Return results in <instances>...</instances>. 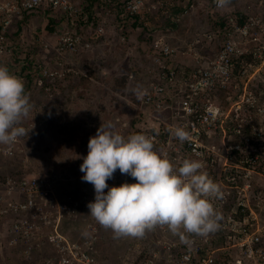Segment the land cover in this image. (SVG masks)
<instances>
[{
    "label": "built area",
    "instance_id": "1",
    "mask_svg": "<svg viewBox=\"0 0 264 264\" xmlns=\"http://www.w3.org/2000/svg\"><path fill=\"white\" fill-rule=\"evenodd\" d=\"M243 2L240 10L225 14L233 5L219 7L217 0H0V64L17 76L16 66H38L46 91L65 86L74 73L64 56L93 44L95 57L102 45L114 44L113 38L137 42L153 67L145 66L150 74L137 86L143 98L134 91L131 97L152 116L130 133L145 132L176 167L184 158L201 160L221 188L222 198L213 200L222 216L216 232L186 234L189 245L157 226L137 238L132 258L119 264H264V0ZM197 11L217 21L223 16V27L195 31L186 46L170 45L169 31L160 26L185 24ZM37 15L47 23L53 18L50 42L27 32ZM134 19L137 36L145 27L153 37L149 45L122 30ZM180 48L194 58L189 71L185 64L167 63ZM142 57L136 62L141 70ZM178 125L189 132L187 141L174 137ZM17 143L0 144V153L15 157ZM93 199L63 195L46 178L0 174V233L5 245L17 250L14 264H114L98 253L105 228L88 213Z\"/></svg>",
    "mask_w": 264,
    "mask_h": 264
},
{
    "label": "rangeland",
    "instance_id": "2",
    "mask_svg": "<svg viewBox=\"0 0 264 264\" xmlns=\"http://www.w3.org/2000/svg\"><path fill=\"white\" fill-rule=\"evenodd\" d=\"M206 20L209 21V18L202 11L194 12L190 19H187L185 27H181L180 32L175 31L177 38L186 39L195 31L206 30ZM47 24L41 15L34 16L27 32L41 34L50 42L52 31L48 26L51 27V24ZM131 34L132 38L138 37L137 33ZM168 36L169 39L172 38L171 33ZM117 44L111 42L107 46L102 45L95 57L94 53L92 54V44L87 51L61 58L73 68L74 73L68 76V84L55 86L53 91H46L45 86L43 89L39 86L41 83L37 76L38 66L36 68L33 65L30 70L19 66L14 68L24 82L25 92L31 104L28 115L22 119V126L26 129L32 128L27 136L18 138L15 157L8 158L0 153V174L6 172L10 175L36 176L43 180L46 178L63 195L94 198L93 185L82 180L83 173L80 171L82 158L88 151L89 137L95 135L101 124L111 122L115 125V130L122 133L129 128L127 125L135 117H142L137 119L140 122L152 116V113L147 114V109L144 110V107L132 100L133 97H126L124 91L129 93V89L133 91L137 86H142L141 77L150 74L144 71L145 66L148 65L152 69L153 62L149 57H145L147 60L140 71V78L129 77L128 74V89L119 90L114 81L127 73V66L138 67L136 60L142 54L140 49L136 48L137 42L128 41L127 44L130 45L123 42ZM125 45L130 47L126 48ZM180 58L182 57L179 56L175 60ZM33 60L35 61V58ZM29 72H32V75L27 77ZM130 178L117 170L107 183L109 186L118 185L124 181L128 182ZM82 224L80 221L73 229L78 230ZM68 227L69 225L64 224L62 229L67 231ZM124 239V236L114 238L111 230L110 233L102 232L98 253L102 258H110L114 264L118 260L123 263L122 258L131 259L133 249H130L128 254L121 251L118 258H114V253L118 251V246ZM0 241H3L0 247V264H14L18 260L17 250L5 245L1 233Z\"/></svg>",
    "mask_w": 264,
    "mask_h": 264
},
{
    "label": "clouds",
    "instance_id": "3",
    "mask_svg": "<svg viewBox=\"0 0 264 264\" xmlns=\"http://www.w3.org/2000/svg\"><path fill=\"white\" fill-rule=\"evenodd\" d=\"M226 3L228 0H217L219 7ZM175 31L169 30L167 36L171 33L175 42L184 44L186 40L177 38ZM178 63L185 64L182 60ZM135 68L138 78L141 67ZM133 91L138 99L143 98L140 88ZM30 108L23 80L0 64V144H12L28 135L32 127H23L22 119ZM172 131L180 142L189 139L184 126L178 125ZM87 149L80 171L82 180L94 188L88 213L100 226L110 229L114 238L143 237L146 231L166 226L173 235L180 236L182 243L190 245L186 234L207 237L219 229L222 216L213 200L222 198L223 194L201 160L184 158L176 167L167 155L155 150L147 135H123L111 122L101 124L95 135L89 137ZM117 170L133 177L134 182L109 186L107 181Z\"/></svg>",
    "mask_w": 264,
    "mask_h": 264
},
{
    "label": "trees",
    "instance_id": "4",
    "mask_svg": "<svg viewBox=\"0 0 264 264\" xmlns=\"http://www.w3.org/2000/svg\"><path fill=\"white\" fill-rule=\"evenodd\" d=\"M92 2H93V0H92ZM243 1L240 3V0H228V4H230V5H233V8H232V10H230V11H228V12H226L225 14H231L232 12H235V11H238V10H240L241 9V6L243 5ZM235 10V11H234ZM208 18H209V22H208V27L209 28H216V27H223V25H224V23H225V18H223V16H221V18L219 19V21H217L216 19H214L213 18V15H211V14H208ZM52 23H53V18H50V20H49V22H48V24L47 25H52ZM180 22H177V24H169V23H167V22H165L164 24H162L161 26H160V29H163L164 31H169V29L170 30H180ZM123 28H122V30L124 31V33L127 35V36H129L130 34H131V32L132 33H134V28H137L138 27V23H137V20H131V22H125V23H123ZM46 27V26H45ZM170 27V28H169ZM169 28V29H168ZM46 29H47V27H46ZM48 29H50L51 31L53 30V27L51 26H48ZM146 28L145 27H143L142 29H141V32H140V34H139V36L137 37L138 38V40L140 41V42H142L141 44H142V46H147V45H149L150 43H151V41H152V39H153V37L151 36V35H148L147 34V32H146V30H145ZM180 32V31H179ZM186 40V42L184 41V44H182V42H175L174 41V38H171V39H169V36H167V42L168 43H170V45H173V46H175V45H182V46H186V43L187 42H190V40H191V38L189 37V38H187V39H185ZM113 43H115L116 45H118L117 43H118V41H117V38H113ZM139 46H141V45H139ZM141 48V47H140ZM200 50V52L201 53H203L206 49H199ZM110 56H112V55H110ZM179 56H181L182 58H180L182 61H184L185 62V69L187 70V71H189L188 69H190L191 67H192V65H193V63H194V58H193V56L191 55V54H189V53H186V48H180L179 50L178 49H176V51H175V53H174V56L172 57V58H174V60L172 61V60H170V61H168L167 63L170 65V66H176V67H179V64H178V60H180V59H178V60H175V59H177V57H179ZM113 57V56H112ZM149 57V56H148ZM143 60H144V58H143ZM27 68H28V70H30L31 68H32V65H27ZM165 70L166 71H169V68L166 66V68H165ZM129 71V72H128ZM184 71V70H183ZM132 72H137V69L135 68V67H132V66H127V73H124V74H122V75H120L119 77H117L116 78V80L114 81L115 82V84H116V88L117 89H121V90H124L125 88H126V83H127V81H128V74L130 75ZM184 72H186V71H184ZM187 73V72H186ZM32 75V72H29L28 74H26V76L27 77H29V76H31ZM40 87L43 89V85H44V83H45V81L41 78V80H40ZM43 84V85H42ZM27 87V86H26ZM133 93V91L132 90H130L129 91V93H128V95H129V97L131 96V95H133L132 94ZM126 95V94H125ZM131 98V97H130ZM133 98H134V101H136V97L135 96H133ZM133 100V99H132ZM138 119V118H137ZM136 119V117H135V119H132L131 121H130V123L127 125V127H129L128 129H126V130H124V131H122V134L123 135H128V134H132V133H143V134H145V132H141V131H139V130H135V132H134V130H133V132L132 133H130L131 132V130L132 129H130V127L131 128H134L135 129V127L137 126L136 124L139 122L138 120ZM126 127V126H125ZM128 182L129 183H131V182H134V178L133 177H131L130 178V180H128ZM103 232H108V233H110V229H104L103 230ZM147 234L145 233V235H144V237L146 236ZM124 241L123 242H121L120 244H119V246H118V248L119 249H117L118 251L117 252H115L114 253V258H118V256H119V253L122 251L123 252V254H125V252H127V254L129 253V250L130 249H133V247H134V245H135V242L137 241V238H139V237H130V236H124ZM119 261V260H118ZM117 261V263L116 264H119L120 262H118Z\"/></svg>",
    "mask_w": 264,
    "mask_h": 264
}]
</instances>
